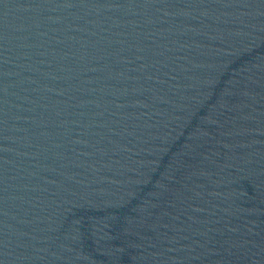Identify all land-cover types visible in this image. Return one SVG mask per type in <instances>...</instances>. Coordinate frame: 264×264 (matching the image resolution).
<instances>
[{"label": "water", "instance_id": "1", "mask_svg": "<svg viewBox=\"0 0 264 264\" xmlns=\"http://www.w3.org/2000/svg\"><path fill=\"white\" fill-rule=\"evenodd\" d=\"M0 264H264V0H0Z\"/></svg>", "mask_w": 264, "mask_h": 264}]
</instances>
